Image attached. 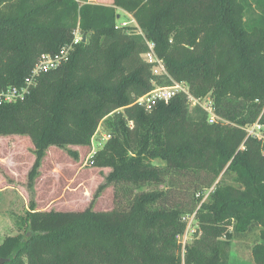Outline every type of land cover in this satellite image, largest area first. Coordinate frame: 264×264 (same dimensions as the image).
<instances>
[{"label": "trees", "instance_id": "trees-1", "mask_svg": "<svg viewBox=\"0 0 264 264\" xmlns=\"http://www.w3.org/2000/svg\"><path fill=\"white\" fill-rule=\"evenodd\" d=\"M109 1L0 0V90L26 87L42 54L68 49L23 100L0 106V136L31 139L32 181L48 146L89 145L102 128L110 138L89 163L110 168L97 194L112 187L114 200L102 212L29 209L0 259L183 264L176 236L193 217L184 264H229L237 240L264 264V144L245 132L264 128V0ZM115 8L137 28L119 26ZM76 28L85 40L73 45ZM148 43L166 74L143 59ZM173 83L209 97L220 120L183 94L137 102Z\"/></svg>", "mask_w": 264, "mask_h": 264}, {"label": "rangeland", "instance_id": "rangeland-1", "mask_svg": "<svg viewBox=\"0 0 264 264\" xmlns=\"http://www.w3.org/2000/svg\"><path fill=\"white\" fill-rule=\"evenodd\" d=\"M91 3L108 5L109 0H89ZM110 2V1H109ZM107 3V4H105ZM119 26H135V20L124 10L115 8ZM126 24V25H123ZM140 32L139 29H137ZM82 36L76 28L75 34ZM62 49L58 52V54ZM68 52L62 54V63L68 61ZM165 70V69H164ZM102 128L89 145H68L63 148L50 145L39 160L36 175L29 181L36 149L26 135L0 136V182L15 188L0 192V243L17 233L15 222L29 209L32 211H82L92 205L95 211H110L114 206L112 187L97 194L98 187L105 182L110 168L89 163L91 152L102 141ZM163 165L160 160L153 162ZM232 183L231 180H226ZM208 193L205 199L208 200ZM33 204L30 207V204ZM229 264H253L250 262V244L240 240L232 243Z\"/></svg>", "mask_w": 264, "mask_h": 264}, {"label": "built area", "instance_id": "built-area-1", "mask_svg": "<svg viewBox=\"0 0 264 264\" xmlns=\"http://www.w3.org/2000/svg\"><path fill=\"white\" fill-rule=\"evenodd\" d=\"M126 25V24H123ZM79 41H82V36L77 32V34L73 37L72 44H77ZM149 52L143 56V59L152 65V70L154 75H164L166 74L163 64L160 60H158L153 53V44L148 43ZM68 49L63 47L62 51L58 54L50 55V54H42L35 65L30 78L27 80L26 87H9L5 90H0V106L5 103H11L17 100H23L24 96L28 92V86L33 85L36 78L49 71L55 70L61 66L62 63V54L67 53ZM176 94H183L187 100L190 102V107H200L208 116V123L213 124L219 121V117L215 114L212 100L209 97L204 98H194L188 91V88L182 83H173L171 86L166 87H156L152 91H150L145 96L141 97L137 102L139 104L142 103H154L156 101H168ZM245 132L247 137L253 138L259 141L261 144H264V128L257 121L256 123L246 126ZM110 138L109 135L102 134V141H106ZM94 138H92L91 143H93ZM94 144V143H93ZM102 144V143H101ZM100 143H97L96 147L98 148ZM96 148V149H97ZM96 149H94L90 155H94ZM89 157V158H90ZM193 217L190 219L188 226L183 234L177 235L176 240L177 244L180 248V255L182 259V263L184 264V257L186 253V247L192 240V233L194 228L191 226V221Z\"/></svg>", "mask_w": 264, "mask_h": 264}, {"label": "crops", "instance_id": "crops-1", "mask_svg": "<svg viewBox=\"0 0 264 264\" xmlns=\"http://www.w3.org/2000/svg\"><path fill=\"white\" fill-rule=\"evenodd\" d=\"M9 189H14L15 188L13 186H10V185H2V182H0V192H4L6 193V190H9Z\"/></svg>", "mask_w": 264, "mask_h": 264}, {"label": "water", "instance_id": "water-1", "mask_svg": "<svg viewBox=\"0 0 264 264\" xmlns=\"http://www.w3.org/2000/svg\"><path fill=\"white\" fill-rule=\"evenodd\" d=\"M85 40V36H82V41ZM9 262V259H0V264H7Z\"/></svg>", "mask_w": 264, "mask_h": 264}]
</instances>
